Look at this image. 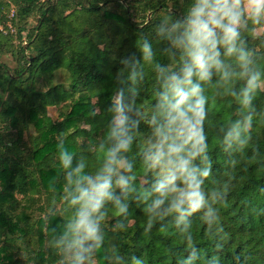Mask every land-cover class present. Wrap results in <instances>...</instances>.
<instances>
[{
  "label": "trees",
  "instance_id": "obj_1",
  "mask_svg": "<svg viewBox=\"0 0 264 264\" xmlns=\"http://www.w3.org/2000/svg\"><path fill=\"white\" fill-rule=\"evenodd\" d=\"M185 6L186 0H0V26H18L16 34H0V99L6 96L0 117L8 121L0 136V264H57L48 243L64 218L60 171L54 163L57 138L62 132L70 150L79 153L102 134L119 59L138 56L139 33H150L161 17L179 15ZM31 18L36 25L26 31ZM246 37L264 67V25H252ZM63 73L64 81L56 82ZM154 88L146 69L135 96L142 110L154 101ZM209 95L205 130L213 173L229 185L221 206L227 237L217 249L196 221L194 243L205 258L219 255L221 264H264V116L254 121L245 153L230 160L215 137L216 126L230 117L234 105L214 90ZM255 103L264 111V91ZM55 107L57 117L48 113ZM139 131H149L143 121ZM114 219L110 216L108 224ZM106 232L92 264H112L114 247L125 256L141 257L144 264H175L187 254L174 230L165 233L154 226L145 231V214L136 202L130 204L127 231L109 227Z\"/></svg>",
  "mask_w": 264,
  "mask_h": 264
},
{
  "label": "clouds",
  "instance_id": "obj_2",
  "mask_svg": "<svg viewBox=\"0 0 264 264\" xmlns=\"http://www.w3.org/2000/svg\"><path fill=\"white\" fill-rule=\"evenodd\" d=\"M252 25H264V0H186L181 14L167 13L150 33H139V55L118 61L102 134L79 153L70 150L62 132L57 138L54 163L64 218L48 241L57 264H92L107 228L127 231L132 202L142 205L145 231L158 226L183 238L187 254L175 264H221L217 254L202 255L193 233L194 222L202 223L217 249L227 237L221 206L229 185L213 173L205 130L209 94L214 90L234 105L215 137L231 160L245 153L254 121L264 116L255 103L264 91V67L247 45ZM146 69L154 78V101L142 110L135 96ZM141 121L147 134L139 131ZM7 130L8 121L0 117V136ZM111 260L144 264L115 247Z\"/></svg>",
  "mask_w": 264,
  "mask_h": 264
},
{
  "label": "rangeland",
  "instance_id": "obj_3",
  "mask_svg": "<svg viewBox=\"0 0 264 264\" xmlns=\"http://www.w3.org/2000/svg\"><path fill=\"white\" fill-rule=\"evenodd\" d=\"M12 13H13V15H14V11H12L11 12V14H10V17H11V15H12ZM13 18V17H12ZM35 25H36V19L35 18H31L30 20H29V22H28V25L26 26V31L27 30H29V29H32L33 27H35ZM3 26V25H2ZM4 28H5V26H3ZM7 27H8V29H7V31L8 32H10L11 34H16L17 33V29H18V26L17 25H14V24H12V22L11 23H9V24H7ZM27 32H24L23 34L25 35ZM3 61L4 62H6V63H8L9 65H11V66H13V64L11 63V61H10V59L8 58V57H5L4 59H3ZM67 76H66V74H61V75H59L57 78H56V82H62V81H64V79L66 78ZM94 107L97 109V103H96V101H94ZM58 107H55V108H49L48 109V113H49V115H51V116H53V117H57V113H58ZM83 127H87V126H83Z\"/></svg>",
  "mask_w": 264,
  "mask_h": 264
},
{
  "label": "built area",
  "instance_id": "obj_4",
  "mask_svg": "<svg viewBox=\"0 0 264 264\" xmlns=\"http://www.w3.org/2000/svg\"><path fill=\"white\" fill-rule=\"evenodd\" d=\"M12 17H14L13 13H12V15H11V18H12ZM7 29H8V28H7ZM7 29L4 28L3 26H0V34H1V33H2V34H7V33H8Z\"/></svg>",
  "mask_w": 264,
  "mask_h": 264
}]
</instances>
